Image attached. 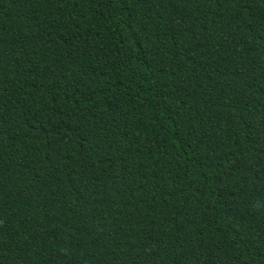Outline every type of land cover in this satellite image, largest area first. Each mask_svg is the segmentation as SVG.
Returning a JSON list of instances; mask_svg holds the SVG:
<instances>
[{
    "label": "trees",
    "instance_id": "16d2710c",
    "mask_svg": "<svg viewBox=\"0 0 264 264\" xmlns=\"http://www.w3.org/2000/svg\"><path fill=\"white\" fill-rule=\"evenodd\" d=\"M0 264H264V0H0Z\"/></svg>",
    "mask_w": 264,
    "mask_h": 264
}]
</instances>
